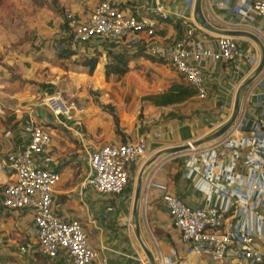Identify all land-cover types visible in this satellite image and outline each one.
<instances>
[{"label":"crops","instance_id":"0c3cea01","mask_svg":"<svg viewBox=\"0 0 264 264\" xmlns=\"http://www.w3.org/2000/svg\"><path fill=\"white\" fill-rule=\"evenodd\" d=\"M125 1L130 9L146 1L155 3ZM158 1L165 4L170 18L158 24L155 41L171 45L185 38L188 26L197 23L196 0ZM246 1L202 0L203 15L212 29L197 23L199 28L190 40L206 44L208 38L229 36L237 40L241 50L239 58L232 62H209L205 66V99L173 67L144 55L130 63L125 75L109 78L107 50L89 52V57H67L52 51L55 42H48L39 46L41 51L35 58L30 54L21 61L23 79L34 80L38 90L29 93L30 97L17 95L10 105L0 104V158L25 148L35 125L43 126L51 134L52 143L40 160L62 173L55 195L57 213L82 223L89 244L99 253L94 264H213L208 255L192 253L183 242L162 199L164 191L193 208L227 210L234 197L243 195L246 177L264 163L261 138L247 128L225 152L210 153L189 162L180 154L183 151L177 153L181 155L177 159L161 164L175 154L169 151L188 146V142L204 148L220 141L223 136L216 135L232 118L238 98L237 119L243 116L244 109V117L251 124L264 116V68L257 74L264 63V35L260 32L264 24L259 18L253 22L242 19L236 6ZM98 3L90 12L78 6L74 12L87 20ZM136 50L119 44L110 51ZM95 56H99V63L91 72L85 60ZM47 89L65 93L74 117L81 121V138L78 132L54 123L50 112L37 104L49 92ZM249 92L254 96L246 109L245 97ZM114 116L119 120L120 133ZM141 134L146 137V154L129 167L131 179L126 190L115 197L94 191L80 196L78 186L88 172L86 152L107 143L133 141ZM251 168L255 172H250ZM9 183L10 177L0 168V194ZM139 186L141 195L136 211ZM259 204L264 217V200ZM36 241L33 215L8 211L0 205V264H73L66 259L45 258L38 247L32 255L19 253V246Z\"/></svg>","mask_w":264,"mask_h":264},{"label":"built area","instance_id":"2783aa9c","mask_svg":"<svg viewBox=\"0 0 264 264\" xmlns=\"http://www.w3.org/2000/svg\"><path fill=\"white\" fill-rule=\"evenodd\" d=\"M236 9L242 14V19L253 22L259 18L264 24V0H247L237 5ZM169 18L165 4L158 0L154 4L146 1L134 9L128 8L125 0H101L87 20L67 12L64 36L52 48L57 52L89 57V52L110 51L119 44H125L131 50L144 47L150 57L173 67L198 92V96L205 99L208 95L205 66L209 62H232L239 58L241 50L238 42L223 35L208 38L206 44L191 41L199 28L193 22L188 26L185 38L171 45H161L155 41L157 27ZM260 30L264 35V29ZM253 96L251 92L246 95V109ZM37 104L50 112L54 123L78 132L77 136L81 138V121L74 117L72 107L62 93L46 92ZM242 114L220 141L204 148L188 142V150L180 154L190 162L210 153L225 152L237 135L247 128L253 129V134L259 136L264 144V116L251 124L244 117L245 109ZM30 136L25 148L0 158L1 170L10 177V183L0 194V205L8 211L32 214L37 232L36 243L21 245L18 251L22 255H32L38 247L40 255L51 260L94 264L99 259V253L89 244L82 223L57 213L59 205L55 195L62 173L46 167L40 160L51 145L52 136L39 125L31 127ZM146 150V137L141 134L133 141L107 143L99 149L87 151L88 172L79 183L80 196L89 191L101 196L121 195L131 179L129 167L144 157ZM180 154L175 153L161 165L177 159ZM250 172L255 171L251 168ZM245 180L243 195L234 197L227 210L193 208L164 191L162 199L174 226L181 232L183 242L192 253L208 255L213 264L227 261L264 264V217L259 204L260 200H264V163ZM100 264L107 263L103 261Z\"/></svg>","mask_w":264,"mask_h":264},{"label":"rangeland","instance_id":"374dc122","mask_svg":"<svg viewBox=\"0 0 264 264\" xmlns=\"http://www.w3.org/2000/svg\"><path fill=\"white\" fill-rule=\"evenodd\" d=\"M100 1L1 0L0 104L10 105L17 95L25 94L30 97L33 90H38L34 80L23 79L21 61L31 56L30 54L35 58L37 52L41 51L37 44L42 46L48 42H56L64 36L67 12L75 13V7L78 6V9H84L87 13ZM34 44L36 45L33 49ZM54 90L65 97V93L60 89Z\"/></svg>","mask_w":264,"mask_h":264},{"label":"trees","instance_id":"16d2710c","mask_svg":"<svg viewBox=\"0 0 264 264\" xmlns=\"http://www.w3.org/2000/svg\"><path fill=\"white\" fill-rule=\"evenodd\" d=\"M1 4V0H0ZM146 56L147 58H152L150 57L144 47L138 48L136 51L131 52V51H121V52H115V51H109L107 57L109 58V62L106 65V76L109 78L111 75H125L129 71V65L132 61H134L136 58L140 56ZM60 56H67V57H72L75 56L73 53L65 52V53H60ZM85 60V59H84ZM91 67V72H93L98 63H99V56L91 57L89 59L85 60ZM116 126H117V131L120 133L119 130V120L117 116H114Z\"/></svg>","mask_w":264,"mask_h":264},{"label":"water","instance_id":"95a60500","mask_svg":"<svg viewBox=\"0 0 264 264\" xmlns=\"http://www.w3.org/2000/svg\"><path fill=\"white\" fill-rule=\"evenodd\" d=\"M195 20L197 23H199L203 28L206 29H212L206 18L203 15L202 12V0H196V4H195ZM223 33V32H222ZM228 35V34H227ZM264 68V63L262 64V66H260L257 74H260L262 72ZM240 112V99L238 98L235 104V110L233 113L232 118L227 122V124L217 133L216 138L217 137H221L223 136L225 133L228 132V130L232 127V125L235 123V121L237 120V117L239 115ZM188 150V146H184L181 148H176L174 150L169 151V153L173 154V153H178V152H183ZM140 195H141V187L139 186L138 191H137V196H136V211H137V206H138V202L140 201Z\"/></svg>","mask_w":264,"mask_h":264}]
</instances>
